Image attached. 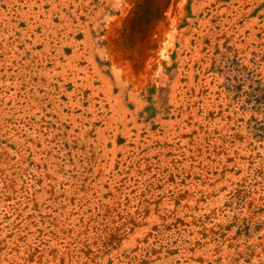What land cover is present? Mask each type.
Returning a JSON list of instances; mask_svg holds the SVG:
<instances>
[{"label":"rangeland","instance_id":"rangeland-1","mask_svg":"<svg viewBox=\"0 0 264 264\" xmlns=\"http://www.w3.org/2000/svg\"><path fill=\"white\" fill-rule=\"evenodd\" d=\"M0 264H264V0H0Z\"/></svg>","mask_w":264,"mask_h":264}]
</instances>
